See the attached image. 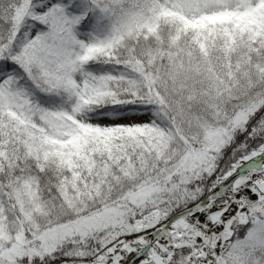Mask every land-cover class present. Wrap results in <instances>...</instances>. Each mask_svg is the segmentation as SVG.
Here are the masks:
<instances>
[{"label":"snow or ice","instance_id":"snow-or-ice-1","mask_svg":"<svg viewBox=\"0 0 264 264\" xmlns=\"http://www.w3.org/2000/svg\"><path fill=\"white\" fill-rule=\"evenodd\" d=\"M0 264H264V0H0Z\"/></svg>","mask_w":264,"mask_h":264}]
</instances>
